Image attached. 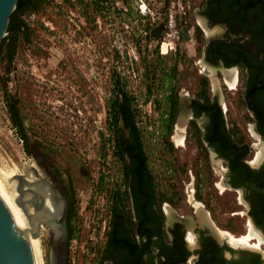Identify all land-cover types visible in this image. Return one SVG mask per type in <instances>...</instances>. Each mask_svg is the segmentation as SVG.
I'll return each instance as SVG.
<instances>
[{
  "label": "flooded vegetation",
  "instance_id": "obj_1",
  "mask_svg": "<svg viewBox=\"0 0 264 264\" xmlns=\"http://www.w3.org/2000/svg\"><path fill=\"white\" fill-rule=\"evenodd\" d=\"M63 1L68 15L95 18L99 32L93 48L66 46L67 95L87 96L91 73L100 89L103 77L111 80L114 102L119 93L131 99L136 128L116 124L117 177L98 264H263L264 0H182L173 36L165 12L144 33L154 40L150 53L151 43L103 48L109 26H116L112 32L119 19L131 22L133 0ZM74 4L90 11L75 14ZM120 47L125 56L131 52L135 63L127 64L132 75L125 78L141 84L140 92L120 88ZM152 92L158 97V159L142 139L133 106ZM39 128L36 123L34 145L27 143L26 151L54 171L69 205L74 181L64 170L68 165L55 164ZM34 168L39 173L35 162Z\"/></svg>",
  "mask_w": 264,
  "mask_h": 264
},
{
  "label": "rangeland",
  "instance_id": "obj_2",
  "mask_svg": "<svg viewBox=\"0 0 264 264\" xmlns=\"http://www.w3.org/2000/svg\"><path fill=\"white\" fill-rule=\"evenodd\" d=\"M133 1L134 15L130 18L131 22L128 24L126 19H119L118 30L112 32L110 30L116 26H109L108 33H103V48L109 43L114 46L134 43L135 47L151 43L147 53L151 52L154 40L147 39L144 33H147L150 25L161 19L160 14L166 11L168 0ZM67 7L63 0H44L37 11L25 14L27 38H18L10 63L1 57L0 164L4 170L14 169L16 172L34 167L26 146L27 143L29 146L34 145L36 123L43 127L39 128L43 133L41 137L52 146L49 149L53 157L57 156L55 164L60 167L57 162L64 161L68 165L64 170L71 173L70 181H74L70 187L73 216L67 228L65 264H68L69 257L73 258L75 264H98L96 260L100 258V248L109 221L110 193L117 177L112 151L115 137L111 127L114 83L103 77L100 89L95 83L94 73H91L92 84L90 92L86 90L87 96L67 95L63 70L66 46L69 44L73 51L84 49L85 44L93 48L99 33L95 18L68 15ZM72 11L77 14L90 10L74 4L71 6ZM31 13L35 15L33 19L28 17ZM126 32L131 40H127ZM122 49H118L120 88L126 93L140 92L141 84L125 78L132 75L127 64L135 61L130 51L125 56L123 52L126 53L127 49ZM133 74L136 75L135 70ZM152 93L149 98L136 97L133 106L138 107L135 108V121L141 129L142 139L158 159V113L154 108L158 104V97L156 92ZM8 104L16 109L24 131L11 124ZM35 106H38V110ZM120 122V127H123L122 119L119 118L117 124ZM102 222L104 231L99 238ZM49 231L40 238L43 264H47L46 237L51 235Z\"/></svg>",
  "mask_w": 264,
  "mask_h": 264
},
{
  "label": "water",
  "instance_id": "obj_3",
  "mask_svg": "<svg viewBox=\"0 0 264 264\" xmlns=\"http://www.w3.org/2000/svg\"><path fill=\"white\" fill-rule=\"evenodd\" d=\"M16 1L0 0V40ZM32 159L39 173L35 168L26 167L21 170V176L11 179L0 164V264H36L33 239L38 238L42 226L52 231L46 237L47 264H65L68 199L54 171L46 164H38L34 154ZM25 173L34 176V184L24 179ZM26 194L30 196L21 200L20 196ZM46 201L54 207L53 214L45 209ZM28 208L34 214V222L28 217Z\"/></svg>",
  "mask_w": 264,
  "mask_h": 264
},
{
  "label": "trees",
  "instance_id": "obj_4",
  "mask_svg": "<svg viewBox=\"0 0 264 264\" xmlns=\"http://www.w3.org/2000/svg\"><path fill=\"white\" fill-rule=\"evenodd\" d=\"M44 0H17L14 6L13 11L11 12L7 27L5 30V36L1 38L0 40V60L1 57H5L8 63L11 62L12 57L15 52L16 43L18 41V38H27V27L24 21V15L27 13H30L32 11H37L40 7L41 3ZM119 100L120 102L117 103L115 101L112 104V121H111V127L113 130V134L115 137V140L118 135V129H117V120L120 117L122 119L123 124L128 127H133V116L134 113L131 109L130 101L131 99L128 98L125 94L119 93ZM8 115L9 119L12 125L14 127H19V121L16 113V109L8 104ZM134 128V131L136 132V128ZM138 138V136H137ZM114 140V141H115ZM111 197V193H110ZM110 209V208H109ZM73 216V208L72 204L68 205V211H67V218H66V225L67 228H69V221Z\"/></svg>",
  "mask_w": 264,
  "mask_h": 264
},
{
  "label": "bare ground",
  "instance_id": "obj_5",
  "mask_svg": "<svg viewBox=\"0 0 264 264\" xmlns=\"http://www.w3.org/2000/svg\"><path fill=\"white\" fill-rule=\"evenodd\" d=\"M165 46V45H164ZM162 47V50L163 51H165L164 50V48L166 47ZM32 166V165H31ZM24 167V166H23ZM10 168V167H9ZM32 168H34L33 166H32ZM17 169V168H16ZM6 171V173L8 174V176L10 177V179L13 177V176H21V171L20 172H16V170H14V169H7V170H5ZM25 180L27 181V182H30V183H32L33 182V184H34V176L31 174V173H25ZM13 182V184L15 185V182L14 181H12ZM33 184H31V185H33ZM28 189L29 190H34V188H32V187H28ZM45 194V193H44ZM30 195L29 194H26V195H22V197L20 196V198H21V200H23V201H25L28 197H29ZM45 209L47 210V212L49 213V214H53L52 213V211L54 210V207L53 206H51L47 201L45 202ZM26 212H27V214H28V217H29V219H30V221L31 222H34V214L32 213V210H31V208H28V209H26ZM48 229L50 230L49 232L50 233H52V231H51V228H47V227H40V229H39V235H38V238H36V239H33V244H34V250H35V258H36V264H43V260H42V258H43V256H41V250H40V241H41V237H42V235H43V233L44 232H47L48 231ZM242 241H244V240H246L245 238H243V239H241Z\"/></svg>",
  "mask_w": 264,
  "mask_h": 264
},
{
  "label": "built area",
  "instance_id": "obj_6",
  "mask_svg": "<svg viewBox=\"0 0 264 264\" xmlns=\"http://www.w3.org/2000/svg\"><path fill=\"white\" fill-rule=\"evenodd\" d=\"M179 13H184L183 5L180 2V0H168L167 8L165 11V16H166L165 17V27L167 28V31H168L169 35H171V36H173L174 32H175V15L179 14ZM28 17H29V19H33V17H35V15L33 13H31V14H29ZM103 231H104V223L101 226L99 238H101L103 236ZM97 261L98 260H96V262ZM68 264H75L72 257H69ZM93 264H96V263H93Z\"/></svg>",
  "mask_w": 264,
  "mask_h": 264
}]
</instances>
